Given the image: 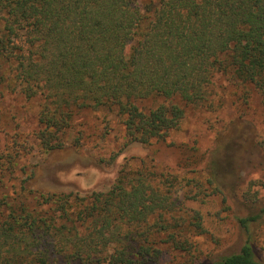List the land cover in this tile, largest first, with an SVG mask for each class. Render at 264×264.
I'll return each mask as SVG.
<instances>
[{
	"label": "trees",
	"instance_id": "trees-1",
	"mask_svg": "<svg viewBox=\"0 0 264 264\" xmlns=\"http://www.w3.org/2000/svg\"><path fill=\"white\" fill-rule=\"evenodd\" d=\"M220 71L264 100V0H0V94L39 100L36 136L47 150L64 147L85 111L114 114L130 143L166 140L186 108L213 107ZM148 98L156 102L143 107ZM246 123L233 118L200 157L179 145L178 165L215 181ZM0 150V264H154L162 246L186 254L176 264H264V197L240 195L238 183L215 187L239 248L206 254L189 235L206 232L201 212L182 208L178 175L153 158L124 164L107 191L79 195L17 187Z\"/></svg>",
	"mask_w": 264,
	"mask_h": 264
},
{
	"label": "rangeland",
	"instance_id": "rangeland-1",
	"mask_svg": "<svg viewBox=\"0 0 264 264\" xmlns=\"http://www.w3.org/2000/svg\"><path fill=\"white\" fill-rule=\"evenodd\" d=\"M227 76L222 71L214 75L213 107L186 108L185 117L169 132L166 140L154 139L150 144L130 143L124 125L114 114L104 116L85 111L66 131L64 147L47 150L36 136L39 100L5 91L0 94V147L9 153L16 169L12 175L17 187L24 182L29 189L73 191L79 195L107 191L124 164L137 167L143 160L153 158L158 170L178 175L182 208L201 212L206 232H190L189 235L197 241L202 252L234 250L240 244L237 222L216 187H221L222 181L226 180L238 183L240 195L264 197V100L255 87L250 85L245 90L240 89ZM155 102L148 98L141 105L151 107ZM233 118H244L247 123L227 145L222 166L219 160L216 162L215 181L210 182L205 171L194 172L178 165L183 157L179 145L196 147L191 152L200 157L215 145L217 133ZM78 136L80 142L76 144L74 139ZM6 214L4 212L2 220ZM258 243L264 255V225L259 230ZM162 247L163 254L154 264H176L186 258L179 250Z\"/></svg>",
	"mask_w": 264,
	"mask_h": 264
}]
</instances>
